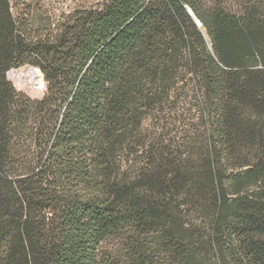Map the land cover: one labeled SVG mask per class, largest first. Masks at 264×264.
Returning <instances> with one entry per match:
<instances>
[{"label": "trees", "instance_id": "1", "mask_svg": "<svg viewBox=\"0 0 264 264\" xmlns=\"http://www.w3.org/2000/svg\"><path fill=\"white\" fill-rule=\"evenodd\" d=\"M0 264H264V0H0Z\"/></svg>", "mask_w": 264, "mask_h": 264}, {"label": "rangeland", "instance_id": "2", "mask_svg": "<svg viewBox=\"0 0 264 264\" xmlns=\"http://www.w3.org/2000/svg\"><path fill=\"white\" fill-rule=\"evenodd\" d=\"M13 4L15 0H10ZM26 2H32L35 0H25ZM47 8H54L55 13L60 9H65L72 0H39ZM80 0H75L79 2ZM30 66H22L16 69H12L7 73V78L12 82L16 90L28 95L31 98H41L45 92V87L37 89L34 83L29 80V75L26 74L29 71ZM20 73H24L22 78L19 77ZM37 75V74H36ZM35 75L34 82H37V76ZM42 78V77H41ZM43 80V79H42ZM44 84V81H43ZM45 85V84H44ZM181 108V106L179 105ZM200 122V121H199ZM194 117L193 112H184V110H177L176 113L166 114L165 117L153 118L148 121L151 136L156 140H163L164 143L170 142L174 145L185 144L190 142V139L200 128V123ZM177 146V147H178ZM179 148V147H178ZM183 149V147H180Z\"/></svg>", "mask_w": 264, "mask_h": 264}, {"label": "bare ground", "instance_id": "3", "mask_svg": "<svg viewBox=\"0 0 264 264\" xmlns=\"http://www.w3.org/2000/svg\"><path fill=\"white\" fill-rule=\"evenodd\" d=\"M36 71H38V70H31V69H29V71L27 72V74L29 75V80H31L32 82H34L35 75L37 74ZM42 82H43V80H42Z\"/></svg>", "mask_w": 264, "mask_h": 264}, {"label": "water", "instance_id": "4", "mask_svg": "<svg viewBox=\"0 0 264 264\" xmlns=\"http://www.w3.org/2000/svg\"><path fill=\"white\" fill-rule=\"evenodd\" d=\"M29 69H31V70H38L39 71V69L38 68H35V67H29ZM40 72V71H39ZM41 74V73H40Z\"/></svg>", "mask_w": 264, "mask_h": 264}]
</instances>
